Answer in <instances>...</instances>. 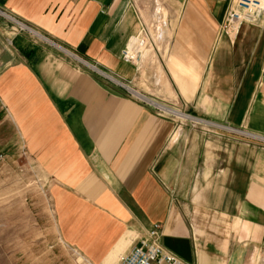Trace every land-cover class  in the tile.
Instances as JSON below:
<instances>
[{
    "label": "crops",
    "instance_id": "obj_1",
    "mask_svg": "<svg viewBox=\"0 0 264 264\" xmlns=\"http://www.w3.org/2000/svg\"><path fill=\"white\" fill-rule=\"evenodd\" d=\"M154 1L152 14L141 0H0L57 44L0 15V119L49 177L60 237L89 264H119L155 224L184 264H264V150L179 129L79 60L264 136V11L229 39L230 0H171L173 16ZM151 14L157 51L138 36Z\"/></svg>",
    "mask_w": 264,
    "mask_h": 264
},
{
    "label": "rangeland",
    "instance_id": "obj_2",
    "mask_svg": "<svg viewBox=\"0 0 264 264\" xmlns=\"http://www.w3.org/2000/svg\"><path fill=\"white\" fill-rule=\"evenodd\" d=\"M141 2L151 13L155 1ZM162 3L173 16L172 1L162 0ZM230 3L231 0L226 9ZM152 14L150 19H145L147 34L143 31L138 36L143 34L149 46L157 51L152 41ZM173 26L176 32L179 25ZM172 105L190 114L178 104ZM50 189L49 177L30 160L10 122L0 119V264H89L61 239Z\"/></svg>",
    "mask_w": 264,
    "mask_h": 264
},
{
    "label": "built area",
    "instance_id": "obj_3",
    "mask_svg": "<svg viewBox=\"0 0 264 264\" xmlns=\"http://www.w3.org/2000/svg\"><path fill=\"white\" fill-rule=\"evenodd\" d=\"M264 11V0H231L226 11L222 34L232 39V34H239L244 24L253 23ZM0 15L8 19L13 27L14 33L27 34L31 38L46 45L57 46V44L44 35L36 28L22 22L20 19L0 9ZM144 31V30H143ZM146 33V31H144ZM147 34V33H146ZM11 43V42H10ZM79 59L78 57H76ZM122 58L127 63H134V57L130 54L128 47L124 50ZM81 63L90 67L107 80L115 83L127 91L129 96L135 101L155 110L159 116L171 119L183 128L190 124L191 128L199 129L207 135L225 136L235 139L239 142L264 150V136L252 133L244 128H237L228 123H219L204 119L192 114L178 111L172 104L164 103L148 94H145L130 83L122 81L115 75L101 68L99 65L91 64L79 59ZM178 114L185 116V119L179 118ZM162 226L155 224L151 229L145 231L137 238L136 243L130 251L122 257L119 264H184L181 259L168 251L161 242Z\"/></svg>",
    "mask_w": 264,
    "mask_h": 264
},
{
    "label": "bare ground",
    "instance_id": "obj_4",
    "mask_svg": "<svg viewBox=\"0 0 264 264\" xmlns=\"http://www.w3.org/2000/svg\"><path fill=\"white\" fill-rule=\"evenodd\" d=\"M235 34H236V32H234L232 35H234V37H235ZM233 36H232V38H234ZM178 116L179 117H182V116H180L179 114H178ZM184 118V117H183ZM184 120V119H183Z\"/></svg>",
    "mask_w": 264,
    "mask_h": 264
}]
</instances>
